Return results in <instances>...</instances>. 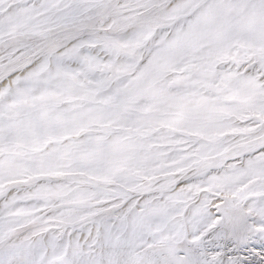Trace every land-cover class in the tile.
<instances>
[{"label":"snow or ice","instance_id":"6c2138e0","mask_svg":"<svg viewBox=\"0 0 264 264\" xmlns=\"http://www.w3.org/2000/svg\"><path fill=\"white\" fill-rule=\"evenodd\" d=\"M0 264H264V0H0Z\"/></svg>","mask_w":264,"mask_h":264}]
</instances>
